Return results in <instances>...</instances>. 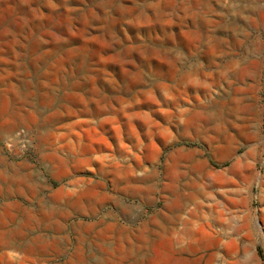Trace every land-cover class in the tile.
I'll return each mask as SVG.
<instances>
[{"label":"rangeland","instance_id":"rangeland-1","mask_svg":"<svg viewBox=\"0 0 264 264\" xmlns=\"http://www.w3.org/2000/svg\"><path fill=\"white\" fill-rule=\"evenodd\" d=\"M0 2V264H264V0Z\"/></svg>","mask_w":264,"mask_h":264},{"label":"crops","instance_id":"crops-1","mask_svg":"<svg viewBox=\"0 0 264 264\" xmlns=\"http://www.w3.org/2000/svg\"><path fill=\"white\" fill-rule=\"evenodd\" d=\"M186 198L190 199L193 198L194 199V193L191 195H186ZM174 201H175V205H174V209L169 213V214H163L164 215V220H163V229L166 227H169L172 232L174 233V228L177 226V223L180 222V215L182 213V209H181V197L179 196V191L176 192V195L173 197ZM170 217V218H167ZM201 218V217H200ZM207 219V218H206ZM208 221V220H207ZM214 222V226L219 227V234H214L212 233V231L210 230V228H208V230L205 232V235H202L201 237L195 236L193 235V231L195 229L193 228H184V230H182L183 234H186L187 236L183 237L179 235H172V236H164L165 239V243H166V250L168 252V254L170 255V259L173 260L174 264L178 263L180 261L179 259V255L183 252H185V247H183L181 245V242L185 239H188L187 241V246H188V251L190 252V254H197L199 251H206L211 249L210 247H212L213 245H215L216 249H213L214 251L210 252L208 254V258L209 260H216L218 258V253H217V249L219 246V242L221 241V239L225 236V234L227 233L226 230V224L220 220H216L213 219L211 220ZM186 220H184V225H186ZM209 224L211 225L212 222H209ZM208 225V224H207ZM195 227H197L198 229H203V223L202 222H196V224L194 225ZM194 227V228H195ZM182 237V238H181ZM176 255V256H175Z\"/></svg>","mask_w":264,"mask_h":264},{"label":"bare ground","instance_id":"bare-ground-1","mask_svg":"<svg viewBox=\"0 0 264 264\" xmlns=\"http://www.w3.org/2000/svg\"><path fill=\"white\" fill-rule=\"evenodd\" d=\"M126 2V1H125ZM129 2V1H128ZM1 3V2H0ZM126 4V3H125ZM10 5V4H9ZM107 5V4H106ZM3 6V5H2ZM118 9V8H117ZM24 15V14H23ZM90 16H92V15H90ZM24 17V16H23ZM18 21V20H17ZM116 22V21H115ZM20 23V22H19ZM13 30V29H12ZM2 34V33H1ZM11 34V33H10ZM12 35V34H11ZM24 35V34H23ZM26 35V34H25ZM24 35V36H25ZM22 37V36H21ZM32 41V40H31ZM8 42V41H7ZM4 43V42H3ZM40 43V42H39ZM16 45V44H15ZM21 45V44H20ZM22 46V45H21ZM41 56V55H40ZM34 59V58H33ZM32 59V60H33ZM190 69H192V67L190 68ZM188 71V70H187ZM186 73V72H185ZM190 73V72H189ZM188 73V74H189ZM187 74V75H188ZM23 79V78H22ZM21 79V80H22ZM16 83V82H15ZM88 159V158H87ZM91 160V159H90ZM88 161V160H87ZM89 162V161H88ZM87 163V162H86ZM24 173V172H23ZM19 176V175H18ZM17 176V177H18ZM22 176V175H21ZM30 176V175H29ZM28 176V177H29ZM24 177V176H23ZM22 177V178H23ZM12 178V177H11ZM10 178V179H11ZM21 178V179H22ZM21 179H17L18 181L19 180H21ZM14 180V179H13ZM16 180V179H15ZM16 180V181H17ZM24 180H27V177H25L24 178ZM11 181V180H10ZM15 181V182H16ZM22 181V180H21ZM20 181V182H21ZM0 182H2V183H7V180H6V178H4L3 176H1L0 175ZM13 182V181H12ZM23 183V182H22ZM31 183V182H30ZM14 184V183H13ZM15 184H17V183H15ZM19 184V183H18ZM24 184V183H23ZM23 184H21V185H23ZM26 184V183H25ZM3 185V184H2ZM12 185V184H11ZM10 185V186H11ZM20 185V186H21ZM6 186V185H5ZM17 186V185H16ZM24 186V185H23ZM32 186H33V184H32ZM31 185H30V187H32ZM0 187H2L1 186V184H0ZM7 187H8V185H7ZM7 187H5V189H7ZM19 186H17V188H18ZM13 188V187H12ZM16 188V189H17ZM29 188V186L26 188L27 190H29L28 189ZM11 189V188H10ZM19 189L21 190V188L19 187ZM19 189L17 190V191H19ZM25 189V188H24ZM33 189V188H32ZM31 190V189H30ZM6 191V190H5ZM17 191L15 192V193H17ZM33 191V190H32ZM11 192V191H10ZM14 192V191H13ZM34 192V191H33ZM33 192H31V193H33ZM21 193V192H20ZM25 193H27V192H25ZM25 193H24V195H25ZM0 195H3V192H0ZM6 195V194H5ZM18 195V194H17ZM5 199H7V198H5ZM12 202V201H11ZM10 203V202H9ZM16 203H17V201H16ZM11 204V203H10ZM6 205H8V204H6ZM12 205V207H13V204H11ZM9 206V205H8ZM16 206V205H15ZM5 207V206H4ZM21 207V206H20ZM6 208V207H5ZM10 209L12 210V208H11V206H10ZM6 210H8V209H6ZM22 210V209H21ZM40 210L42 211V210H44V208H42V206L40 207ZM47 210L48 211H52V209L51 208H47ZM47 210H46V212H47ZM31 211H32V209H27V208H23V214L25 213V216H27V217H25V218H30V216H29V214L31 213ZM6 213V212H5ZM43 213H44V211H43ZM6 215V214H5ZM4 215V216H5ZM7 216V215H6ZM7 217H9V218H11V220H13L14 219V217H13V215L12 214H10V215H8ZM34 217V216H33ZM167 218H170V217H167ZM4 219V218H3ZM35 219H37V218H35ZM21 220V219H20ZM26 220V219H25ZM4 221V220H3ZM5 221H6V219H5ZM22 222V221H21ZM21 222H17L16 221V223H21ZM30 222V221H29ZM27 220H26V224L24 223V224H22L23 225V227H26L27 226V224L29 223ZM2 223V222H1ZM15 221L13 222V226L12 227H8L7 229H5V230H0V250L3 248V247H5V248H11V247H13L14 246V243L15 242H17L16 241V237L17 236H23L24 237V234H25V232H22V231H19V230H17V228H18V226H17V228H16V226H15ZM21 225V224H20ZM7 226H9V224H7ZM21 228V227H20ZM26 228H29V227H26ZM163 228V227H162ZM3 229V228H2ZM199 230L200 229H198V228H196L194 231H193V235H195V236H197L198 235V232H199ZM159 232V231H158ZM160 233H161V231H160ZM163 235H165V236H172L174 233L172 232V230L169 228V227H166L165 226V228L163 229V233H162ZM161 234V235H162ZM158 235V234H157ZM20 246L22 247V249H30V246H29V244H28V242H23V243H20ZM32 247V246H31ZM27 249V250H28ZM24 251V250H23ZM27 252V251H26ZM100 261H102V260H99V262L98 263H100ZM102 263V262H101Z\"/></svg>","mask_w":264,"mask_h":264},{"label":"built area","instance_id":"built-area-1","mask_svg":"<svg viewBox=\"0 0 264 264\" xmlns=\"http://www.w3.org/2000/svg\"><path fill=\"white\" fill-rule=\"evenodd\" d=\"M29 141L26 129L17 128L5 139V147L10 155L18 156L27 148Z\"/></svg>","mask_w":264,"mask_h":264}]
</instances>
